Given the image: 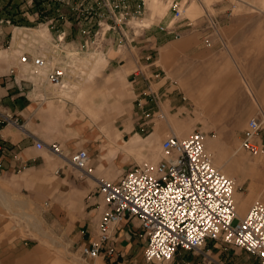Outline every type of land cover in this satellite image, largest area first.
Listing matches in <instances>:
<instances>
[{"label":"rangeland","instance_id":"374dc122","mask_svg":"<svg viewBox=\"0 0 264 264\" xmlns=\"http://www.w3.org/2000/svg\"><path fill=\"white\" fill-rule=\"evenodd\" d=\"M82 1L70 4L66 0H0V49L8 53L15 51L19 56L23 53L43 55L51 63L65 66L62 84L65 86L50 84L49 94L59 96L55 100L64 98L65 105H71V119L92 127L98 141L106 143L107 129H103L102 124L109 118L113 130L119 134L118 143L109 147H112L113 155L122 151L118 159H124L128 167L143 161H158L162 157L161 142L167 135L173 133L184 137L200 130L209 136L205 148L213 164L235 180V200L237 194L240 195L239 201H235L238 215L242 217L247 212L242 214L239 209L240 201L245 204V198L249 197L247 210L255 200L264 202V31L260 27L264 22L254 23L259 26L255 32L246 28L244 32L232 35L231 43L226 41L228 35L223 28L221 39L224 43L214 32L217 30L215 25L205 30L196 22L193 26L184 25L187 17L194 19L190 16L198 13L197 16L218 14L228 19L235 15L264 17L262 1L214 0L208 6L205 0H188L185 4L186 0H179L185 18L175 22L177 26L184 23V26L176 27L181 34L178 39L174 34L170 36L158 29L159 25L168 23L173 14L172 0H144V4L142 0H126L125 5L121 4L113 11L110 10L113 5H104L101 0ZM191 2L198 3L194 4L195 14L188 8ZM121 13L126 15L123 17ZM191 29L195 31L191 33ZM206 30L209 33H201ZM62 31L67 33L66 36L61 35ZM187 32L195 40L194 45L203 51L201 61L213 62V69L207 70L226 75L227 81L235 83L231 89L237 101L230 104L237 113L246 114L243 124L242 119H237L239 129L202 128L199 122L204 119L195 116L206 112L198 102L192 105L183 99L181 80L175 77L172 83L163 84L171 93L159 95L156 101L151 99L148 74L152 69L149 64L181 63L184 59L181 39ZM205 38L209 39V44L205 43ZM166 45L174 54L169 59L157 57L158 49L162 51ZM119 46L120 50H117ZM66 51L74 53L71 55ZM163 69L171 76V71L165 66ZM133 70L147 77H140L141 74L138 77L142 80L132 81ZM154 82L152 90L163 81L158 85ZM215 104L218 102L207 101L203 108L213 109ZM252 118L261 122L252 138L259 148L258 153L249 152L242 146L248 121ZM104 177L113 179L108 175ZM56 264H93V261L85 259L80 249L67 252L61 249V261ZM151 264H260V261L234 245L210 241L202 251H179L170 261Z\"/></svg>","mask_w":264,"mask_h":264},{"label":"crops","instance_id":"0c3cea01","mask_svg":"<svg viewBox=\"0 0 264 264\" xmlns=\"http://www.w3.org/2000/svg\"><path fill=\"white\" fill-rule=\"evenodd\" d=\"M46 1L50 0H44ZM78 1L83 2L71 0V3L66 0V3L74 4ZM213 1L205 0L208 6ZM261 1L264 5V0ZM194 4L198 3L191 2L188 8L195 14L197 8ZM199 14L189 15L194 19L187 17L185 24L180 23L178 26L193 21L200 29L205 30L213 27V22L217 27L214 30L217 37L222 38L223 28L228 35L226 41L230 43L232 35L244 32L246 28L255 32L259 26L254 23L264 22V17L257 15H235L228 19L218 14L203 13L197 16ZM238 22L251 24L237 25ZM205 23H209V26H205ZM260 27L264 31V25ZM191 33L187 32L182 36L184 59L181 63L167 61L149 64L152 69V73L148 74L150 97L156 101L159 95L171 93L163 84L169 81L172 83L175 77L181 80L185 96L183 99L192 105L198 102L206 112L194 115L195 118L204 119L199 122L202 128L239 129L237 119H242L243 124L246 114L237 113L230 104L237 101L231 89L235 83L227 81L226 75L213 74L207 70L213 69V62L201 61L203 51L198 45H194L196 42ZM201 33L209 32L206 30ZM66 34L65 31L61 32L63 36ZM161 50L158 49L157 57L169 59L174 54L167 45ZM14 53L0 49V113L11 116L10 120L0 119V264H56L61 261V249L66 252L81 249L96 237L97 226L105 207L97 190V179L108 175L113 177L112 180H117L128 166L124 159H118L122 151L113 155L112 147H109L119 141V134L113 130L109 118L102 124V128L107 129L106 143L98 141L92 127L86 123H75L71 119L72 108L70 104L68 107L65 105L64 98L56 99L57 103L54 98L59 96L52 97L49 94L51 83L46 75L33 73L30 65L21 63L18 53ZM66 53L72 55L74 52ZM163 66L171 71L169 73L172 77L164 71ZM159 70L162 72H158ZM135 71H132L135 74L132 81H140L142 76L147 77ZM203 80L204 83L201 84ZM152 81H157L154 82L156 85L162 81L164 83L152 90ZM211 100L218 104L213 109L206 108L208 106L203 108ZM207 136L205 144L209 140ZM37 141L42 143V148L36 147ZM54 142L61 147L65 156L49 150L48 145ZM80 148H85L90 155V164L94 169L92 175H82L67 160L70 153ZM239 197L237 194L235 201H239ZM244 200L245 204L242 205L241 201L239 203L242 214L247 211L249 197ZM139 232L140 227L135 221L124 219L114 228V254L85 259L92 260L93 264H151L143 258L144 240L140 238Z\"/></svg>","mask_w":264,"mask_h":264},{"label":"built area","instance_id":"2783aa9c","mask_svg":"<svg viewBox=\"0 0 264 264\" xmlns=\"http://www.w3.org/2000/svg\"><path fill=\"white\" fill-rule=\"evenodd\" d=\"M101 1L113 5L111 11L126 3V0ZM170 7L173 14L169 22L158 29L177 37L175 22L185 18L184 8L179 0H172ZM192 24L193 21L187 22V26ZM204 41L210 43L208 38ZM19 61L30 65L33 73H44L51 84H63L65 66L28 53L20 55ZM0 119L10 120L11 116L0 113ZM260 125L256 118L248 121L242 146L249 152L259 151L252 138ZM205 138L200 130L184 137L169 134L161 142L162 157L155 163H135L117 180L99 177L97 190L105 207L96 237L81 247V254L90 259L112 256L114 228L127 219L140 227L139 236L144 240L142 255L148 263L170 261L179 251L198 252L210 241H222L255 255L264 264V202L255 200L244 216L237 215L233 198L235 180L213 164ZM35 145L38 149L43 147L39 141ZM48 148L65 156L56 142ZM67 160L82 175H92L94 169L85 148L70 153Z\"/></svg>","mask_w":264,"mask_h":264},{"label":"bare ground","instance_id":"6f19581e","mask_svg":"<svg viewBox=\"0 0 264 264\" xmlns=\"http://www.w3.org/2000/svg\"><path fill=\"white\" fill-rule=\"evenodd\" d=\"M63 87L65 86V85H62ZM61 87V86H60ZM173 134V133H172ZM176 135V134H175ZM177 136V135H176ZM178 137H180V136H178ZM206 139V138H205ZM234 190H235V188H234ZM233 198H234V192H233ZM236 200H237V198H236ZM234 201H235V198H234ZM237 215H238V213H237Z\"/></svg>","mask_w":264,"mask_h":264}]
</instances>
